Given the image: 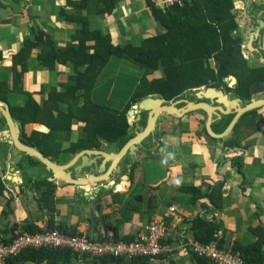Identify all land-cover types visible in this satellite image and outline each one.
<instances>
[{"label":"crops","instance_id":"obj_1","mask_svg":"<svg viewBox=\"0 0 264 264\" xmlns=\"http://www.w3.org/2000/svg\"><path fill=\"white\" fill-rule=\"evenodd\" d=\"M79 1L0 0V54L3 56L0 80L12 85L10 68L14 65V56L36 32L46 31L61 48L69 46L82 25L66 20L63 10L67 14L75 13L76 7L70 2ZM98 1L92 0L83 15L88 17L93 29L110 34L115 44L140 45L144 39L166 32L154 19L147 0H115L116 9L111 15L100 13L103 5ZM150 1L157 6L160 0ZM38 53L39 50L34 51L29 60L23 90L42 103L51 88L69 82L73 67L72 64L57 65L55 71L42 68L37 62ZM40 92L45 94L37 95ZM98 93L96 89L92 97L116 110L123 109L132 96L121 101L120 107L116 98L106 100ZM26 100L24 93H15L6 102L12 108L24 106ZM173 115L177 117L175 110ZM142 117L148 126L147 113ZM136 119L139 121V116ZM199 119L203 115L186 117L183 129L178 127V120L159 121L152 137L147 136L137 146L138 150L127 151L116 162L109 154H118L136 135L132 132H140L138 123H131L132 138L120 148L103 140L98 144L90 141L85 124L74 121L71 137L62 139L63 148L70 149L73 144L84 141L86 148L79 153L92 152L89 158L80 159V156L75 161L79 153L64 154L56 162L70 164L73 169L84 167L86 174H94L84 187L53 179L43 165H33L29 158L14 167L9 134L0 135V243L10 241L15 228L31 226L34 231L42 232L50 224L72 233L80 229L97 240L132 241L153 218H165L168 244L174 251L166 260L153 259L149 264H196L181 242L193 240L192 224L199 217L214 221L220 227L227 250L233 243L243 246L255 243L258 237L252 229L264 225V122L260 123L248 148L244 143L230 148L226 145L229 137L225 141L207 137ZM2 122L4 117L0 112ZM33 131L47 134L50 129L43 124L25 128L27 134ZM96 174L99 177L108 174L107 180L98 183ZM43 180L54 184V208L40 201L47 187L40 189L37 184ZM185 186L199 190L202 196L193 201L195 197L183 189ZM215 189L213 202L209 195ZM171 207L176 211L172 213ZM60 252L57 258L42 259L25 254L19 260L14 259V264H104L71 252ZM107 264L136 263L119 260Z\"/></svg>","mask_w":264,"mask_h":264},{"label":"trees","instance_id":"obj_2","mask_svg":"<svg viewBox=\"0 0 264 264\" xmlns=\"http://www.w3.org/2000/svg\"><path fill=\"white\" fill-rule=\"evenodd\" d=\"M91 1L70 2L76 7L75 13L67 14L63 10L66 20L82 25V29L72 37L69 46L61 48L46 31L36 32L33 38L24 42L20 52L14 56V65L10 68L12 85L0 80V100L6 102L9 95L15 93H24L27 96L24 106L11 108L14 119L22 128V142L37 148L53 161L59 160L64 154H78L86 148L84 141L73 144L70 149L63 148L62 139L71 137L74 121L85 124L90 141L98 144L103 140L109 144H118L122 148L132 138L130 111L134 105L140 104L150 96L174 102L184 93L202 87L221 89L228 85L223 81L232 78L237 81L229 89L232 96L248 103L252 99L251 86L259 80L264 81V67L256 66L246 55L245 35L241 33L239 24L242 17L238 10V0H192L184 6L176 5L169 9H159L147 0L154 19L166 32L144 39L140 45L115 44L110 34L105 35L101 30L93 29L88 17L83 15ZM98 2L103 5L101 14L111 15L116 9L115 0ZM37 50V62L42 68L55 71L57 65L72 64L73 67L69 82L51 88L42 103L38 102L35 95L23 90L29 60ZM114 58L128 60L132 67L136 66L143 72L140 85L121 110L113 109L92 97L93 92L98 89L100 77L106 74ZM2 61L3 56L0 54V62ZM44 94L40 92L37 95ZM233 117V114L226 116L214 128L215 132H224ZM261 122H264L263 109L245 114L227 139L226 145L234 148L244 143L248 148ZM31 124H43L50 132L25 133V128ZM204 131L210 138L206 129ZM28 158L33 165H42L36 158ZM49 173L51 174L50 171ZM37 185L40 189L47 187L41 194L40 201L54 208V184L43 180ZM183 189L195 197L193 201L202 196L199 190L193 187L185 186ZM216 191L217 189L209 195L213 202ZM24 229L31 233L36 232L31 226ZM47 229L69 235L76 234L67 232L64 227L55 228L53 224ZM192 231L193 240H188V243L199 241L208 244L215 240V234L220 231V227L214 221L199 217L193 222ZM252 232L258 237L253 244L243 246L233 243L232 248L227 250L224 248L223 238L218 244L219 248L239 255L247 264H264V225L252 229ZM8 242L10 241L6 243ZM60 251L64 250H30L15 259L19 260L25 254L38 255L41 259L57 258L62 254ZM189 252L196 264H215L194 254L191 247ZM167 258L168 255L145 257L134 259L131 263L149 264L153 259ZM101 261L107 264L117 260L107 257ZM9 264H14V260H10Z\"/></svg>","mask_w":264,"mask_h":264},{"label":"water","instance_id":"obj_3","mask_svg":"<svg viewBox=\"0 0 264 264\" xmlns=\"http://www.w3.org/2000/svg\"><path fill=\"white\" fill-rule=\"evenodd\" d=\"M247 1V9L240 11V15L245 16L246 18L250 16V12L248 10L254 2L257 6L264 7V0ZM263 14L264 10H262L258 14V27L256 28L255 33H253L252 27H247V34L251 36L248 43V49L250 51L255 50L253 47L254 35L259 36L260 32L262 30L264 31ZM243 22L245 23V21L241 19V21L239 22L240 26H242ZM249 23L251 24V22ZM262 50L264 52V33ZM247 57L249 58V55ZM251 61H253L256 66L264 67V58L260 62H258L255 58L252 57ZM250 93L252 99L248 103H245L241 98L238 97L232 98L233 96L231 94H225L222 89L213 87L199 89L196 95V101L184 100L176 103H169L162 98H155L153 96H150L143 100L139 105H135L133 107V110L131 111L132 114H136L137 116H139V121H137V119L135 118H130L129 123H138L140 132L136 133L135 131H133L132 133H135L136 135L126 144L123 150H120V152L115 155H111L110 153L109 156H112L115 162L118 161L123 155L127 153V151L129 153H133L135 149L138 150L137 146L147 136L152 137V134H155V128L157 127L159 121L170 122L176 119L180 120L190 114H203V119H199V121L204 124L207 134L212 138L225 141L232 135L236 125L240 122L241 118L245 114L264 107V97L260 99L255 98L264 93V83H254L251 86ZM182 104H184L185 106L179 107ZM174 110L177 114V117L173 115ZM0 112L4 117V122L0 123V135L4 133L9 134L10 144L13 146L11 153V162L14 167L19 166L24 158H36L42 163V165L47 169L48 172L50 171L52 173L53 179H58L68 184H75L81 187L87 185V179H89L91 177L90 175L92 174H86V171H84L83 169L84 167L73 169L74 167L70 164L62 165L50 158H47L37 148L26 145L22 142L21 125L14 119L11 108L7 102L0 100ZM143 113H147L148 116V126L146 125L147 127L141 125L145 119L144 117H142ZM232 114L234 115V117L229 126L224 130V132L220 134L216 133L214 128L218 124H220L226 116ZM89 152L92 151H82L76 156L74 161L80 156V159L82 158V156L89 158ZM106 175H102V177H99L96 174L94 177L99 178L98 183H102L107 180L105 178Z\"/></svg>","mask_w":264,"mask_h":264},{"label":"built area","instance_id":"obj_4","mask_svg":"<svg viewBox=\"0 0 264 264\" xmlns=\"http://www.w3.org/2000/svg\"><path fill=\"white\" fill-rule=\"evenodd\" d=\"M192 0H160L159 9H169L176 5L184 6ZM170 211H176L171 207ZM11 241L0 243V264H8L9 259L32 249L64 250L80 257H90L97 260L110 257L116 260H127L151 257L173 253L174 249L168 244L169 228L165 218H153L146 224L143 231L132 241L97 240L77 229L75 235L65 234L58 230H47L42 233H30L17 228L12 232ZM224 238L222 230L215 234V240L208 244L193 241L184 244L182 248L191 247V251L215 264H247L239 255L226 252L219 248V242ZM188 248V249H189Z\"/></svg>","mask_w":264,"mask_h":264},{"label":"rangeland","instance_id":"obj_5","mask_svg":"<svg viewBox=\"0 0 264 264\" xmlns=\"http://www.w3.org/2000/svg\"><path fill=\"white\" fill-rule=\"evenodd\" d=\"M244 5L245 2L242 0L238 4L239 9H243ZM111 63L110 67L107 68L106 74H103L98 81V95L106 100L116 98L120 102L118 105L121 107V101L133 95L136 88L140 85L143 72L142 69L136 66L132 67L128 60L114 58Z\"/></svg>","mask_w":264,"mask_h":264},{"label":"flooded vegetation","instance_id":"obj_6","mask_svg":"<svg viewBox=\"0 0 264 264\" xmlns=\"http://www.w3.org/2000/svg\"><path fill=\"white\" fill-rule=\"evenodd\" d=\"M243 2H245V5H244V8L241 9V10L247 9V2L248 1L247 0L245 1L244 0ZM262 10H264V7H259L254 2L251 5L250 9L248 10L250 12V16L248 18H246L245 16H241L242 17L241 19L244 20L245 23L243 22L242 26H240L241 27V33H243L245 35V45H244V48H245V51H246V55L247 56L249 55V57H250L251 60H252V57L255 58L258 62H260L264 58V52L262 50L263 49V33H264V31L262 30L260 32L259 36H257V35L255 36L254 35L253 47H254L255 50L254 51H250L248 49V43L250 41V37L251 36H249V34H247V27H252L253 28V33L256 32V28L258 27V14ZM263 17H264V14H263ZM249 22H251V24ZM243 26H245V27L243 28ZM223 82H227V84H228L227 86H224V87L221 88L223 90V92L225 94H228L229 93V94L232 95V93H231V91H229V89H230L231 86H234L235 83H231V82H237V81L235 79L228 78V79H225ZM257 82H263L264 83V81H262V80H259ZM202 88H205L206 89V87H202ZM198 90L195 89L194 91L186 92L178 100H176L174 102H169V103H176V102H180V101H184V100L196 101L197 100V96L196 95L198 93ZM263 97H264V93L262 95H259L258 97H255V98L256 99H260V98H263ZM232 98H235V96L232 97ZM183 106H185V105L182 104L179 107H183ZM261 109H264V107L261 108ZM188 116L190 117L191 114L183 117L180 120L176 119V120H178L177 121L178 122L177 125H179L178 127H180V128L183 129V123L185 121V118L188 117Z\"/></svg>","mask_w":264,"mask_h":264},{"label":"clouds","instance_id":"obj_7","mask_svg":"<svg viewBox=\"0 0 264 264\" xmlns=\"http://www.w3.org/2000/svg\"><path fill=\"white\" fill-rule=\"evenodd\" d=\"M156 7H157V6H156ZM238 10L241 11V9H238ZM240 17H241V15H240ZM249 58H250V57H249ZM201 89H204V88H201ZM155 98H156V97H155ZM159 98H160V97H159ZM235 98H236V97H235ZM165 101H166V100H165ZM138 105H139V104H138ZM134 106H135V105H134ZM134 106H133V107H134ZM132 110H133V108H132ZM132 110H131V111H132ZM131 111H130V113H129V119H130V118H135V119H136V116H137V115H136V114H132ZM145 120H146V119H144V122H145ZM144 122H142V123H144ZM130 124H131V123H130ZM132 124H133V123H132ZM203 125H204V124H203ZM142 126H146V125L144 124V125H142ZM21 130H22V128H21ZM21 132H22V131H21ZM21 136H22V133H21ZM27 158H28V157H27ZM51 174H52V173H51ZM176 183L179 184V181H176ZM15 229H17V228H15ZM15 229L13 230V232L15 231ZM24 230H25V229H24ZM25 231H26V230H25ZM45 231H47V230H45ZM45 231H42V232H45ZM27 232H28V231H27ZM42 232H34V233H42ZM30 233H31V232H30ZM32 233H33V232H32ZM135 239H136V238H135ZM10 241H11V240H10ZM32 250H37V249H32ZM27 251H30V250H27ZM24 252H26V251H24ZM21 254H22V253H21ZM21 254H20V255H21ZM17 257H18V256H17ZM15 258H16V257L11 258V259H9V261L12 260V259L14 260ZM86 258H90V257H86ZM90 259H94V258H90ZM94 260H97V259H94ZM9 261H8V264H9ZM117 261H119V260H117Z\"/></svg>","mask_w":264,"mask_h":264}]
</instances>
